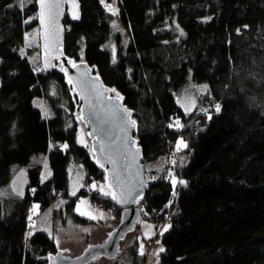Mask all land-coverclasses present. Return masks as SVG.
I'll return each mask as SVG.
<instances>
[{
  "label": "trees",
  "instance_id": "trees-1",
  "mask_svg": "<svg viewBox=\"0 0 264 264\" xmlns=\"http://www.w3.org/2000/svg\"><path fill=\"white\" fill-rule=\"evenodd\" d=\"M115 4L112 15L98 0H80V22L63 23L64 52L122 96L138 124L144 165L166 157L163 173L145 177L139 205L155 224L169 215L158 263L264 264V0ZM36 10L35 0L23 7L21 0H0V190L14 166L28 167L24 195L4 202L0 196V264H46L56 251L45 232L29 236L33 205L44 212L67 199L53 210L55 228L69 217L85 222L74 214L85 190L69 197L70 163L81 164L87 185L104 186L89 145L77 142L76 95L58 67L42 69L38 47H26ZM114 19L123 36L113 34ZM186 84L207 85L188 114L176 99ZM177 119L183 127L169 128ZM180 139L187 147L177 151ZM43 160L51 172L44 182ZM97 191V205L114 210ZM136 247L134 241L130 249Z\"/></svg>",
  "mask_w": 264,
  "mask_h": 264
},
{
  "label": "water",
  "instance_id": "water-1",
  "mask_svg": "<svg viewBox=\"0 0 264 264\" xmlns=\"http://www.w3.org/2000/svg\"><path fill=\"white\" fill-rule=\"evenodd\" d=\"M104 2L114 5L115 0ZM75 3L78 7L70 3L63 5L58 20V46L53 48L52 41H46L43 35L46 29L41 27L37 18L39 5L35 2L41 66L45 72L55 71L58 67L65 83L76 95L80 103L78 119L85 129L94 162L103 171L106 190L115 192L117 199L121 198V192H131V195L121 203H117L109 195L112 205L120 211L119 223L106 234L102 242L84 246L75 256H71L69 249L56 250L48 255L46 264H98L101 260H115L121 252L122 244L140 225L142 212L139 205L145 194L143 154L134 137L138 124L133 119L132 111L124 105L123 98H117L116 90L106 91L113 88L104 84L95 69L85 61H75L64 52L65 19L71 24H78L81 19L80 0H75ZM98 3L104 7L100 0ZM77 12L79 18L73 19V14ZM53 56L56 58H52ZM61 66L67 74L61 71ZM119 96L122 97L120 94ZM122 109H127L130 116L121 111ZM130 121H135L134 127L130 125Z\"/></svg>",
  "mask_w": 264,
  "mask_h": 264
},
{
  "label": "rangeland",
  "instance_id": "rangeland-1",
  "mask_svg": "<svg viewBox=\"0 0 264 264\" xmlns=\"http://www.w3.org/2000/svg\"><path fill=\"white\" fill-rule=\"evenodd\" d=\"M113 7H116L114 3ZM118 26L116 20L112 21L113 23ZM38 27L36 26L26 34V47L30 49H34L35 47L39 48V35H38ZM121 34L122 31L118 28H113V34ZM113 46V42L110 43ZM40 52V51H39ZM36 56V52H35ZM201 86L204 85H193V84H186L176 96L178 101L181 100L182 103H185L187 107H189L191 113L194 107H191V101L188 99L189 97L194 99L195 105L198 96L201 94L199 89ZM42 101L40 99H36L34 101V106L36 108H41ZM180 106L181 104L178 103ZM184 111L185 108L181 107ZM80 123V122H79ZM80 128L77 130V142L79 139H83L86 145H89L88 139L86 137L85 129L83 125L80 123ZM78 144L82 145L78 142ZM166 157H160L156 161L146 164L145 165V177L150 179V176L156 174L159 175L165 171V164H166ZM47 163L46 160L42 161V172H41V181H42V174L46 176V179H43V182L47 180L50 175H47L50 172V169L47 164V169H45L44 164ZM27 169L28 167H13V174L11 180L2 187L0 193H3L1 196L2 201H6L11 197H21L17 193L19 191L25 192L28 177H27ZM21 171H23L24 175L20 176ZM152 171L153 173H150ZM51 173V172H50ZM82 177V179H81ZM175 177V176H174ZM68 179H69V197H76L79 196L81 191H84L85 188L90 189L89 193L86 195H80L75 203L74 206V214L82 219H85V222L77 223L73 220V217H69L65 224H59L54 226V221L52 220L53 210L61 209L65 206L67 199H59L57 200L50 208H48L44 212H40L38 208L33 211V207L31 210V219H29V228L30 233L34 234L37 231L45 232L48 236H52L55 242V249L62 250V249H69L71 256H75L78 254L82 248L84 242L88 239L92 243H97L98 241L103 240L106 237V233L109 231L108 229L113 230L117 227L119 223V217H112L110 216V212L101 208L97 203L93 200L91 192L95 190H99V186L97 183L92 182L89 185L86 184V173L78 163H70L68 168ZM176 179V177H175ZM177 181V180H176ZM15 182V183H14ZM95 183L97 185L96 189H92L91 185ZM84 185V187H80V185ZM16 191H13V189ZM78 189L75 195H71L70 193L73 189ZM84 200L87 201L86 204H80V201ZM61 201H65V203H61ZM80 204V211L84 212L85 215H80L77 211V205ZM92 209H95L96 212H92ZM97 213H103V218L97 219H89L88 214L96 215ZM151 226V227H149ZM168 226V225H167ZM165 228V224L161 228L160 231L157 232L156 227L153 223L148 220L146 217H142L140 225L135 231H133L126 239V241L121 246V252L117 256L115 260L112 261H103L98 264H135L136 262H141V264H159V249L162 247L161 245V238L165 234L166 231H163ZM43 229H47L44 231ZM87 229V231H85ZM168 230V229H167ZM161 233H163L161 235ZM137 242V247L135 250L130 249V246L133 242ZM141 245H143V255H141ZM55 251V250H54ZM53 251V252H54Z\"/></svg>",
  "mask_w": 264,
  "mask_h": 264
},
{
  "label": "snow or ice",
  "instance_id": "snow-or-ice-1",
  "mask_svg": "<svg viewBox=\"0 0 264 264\" xmlns=\"http://www.w3.org/2000/svg\"><path fill=\"white\" fill-rule=\"evenodd\" d=\"M27 2L30 3V2H32V0H27ZM35 2L39 5V12L37 14V18H39V20H40L41 27L46 29V31H45V33H43V35H44L46 41L49 40V39L52 41V47L55 48V47L58 46L57 37L59 36V31H60L58 20H59L60 15L62 14L63 5L65 3H70V4H72L75 7H78V5H76L75 0H35ZM100 3L104 4L105 9L110 11L112 13V15H116L117 14V10L113 7L112 4H106L104 2V0H100ZM23 6H24V0H21V7H23ZM72 18L73 19H78L79 18L78 12L74 13ZM27 22L28 21L26 20L25 23H27ZM113 28H118V26L115 24V22L113 23ZM181 35H183L182 31H181ZM26 39H27V37H26ZM52 58H56V57L53 56ZM115 62H116L115 47L113 46V63H115ZM69 63H72V62L69 61ZM73 66L75 67L76 65L73 64ZM61 71H65L63 66H61ZM65 74H67L66 71H65ZM69 83H72V81L69 80ZM106 91H115V89H108ZM199 91L201 93L206 92L207 91V85L201 86ZM117 98L122 99V97L119 96V93H117ZM188 99L191 101V107H195L194 99H192L190 97ZM177 102L181 104V107L185 108V114H188V112L190 111L189 107H187L186 104L182 103L181 100H179V99H178ZM40 106H41L42 110L44 111L45 116L47 117V115H48L47 110L43 108L42 104ZM215 108H216L217 112L220 111V105L219 104H216ZM121 111H123L126 115L130 116V113H128L127 109H122ZM209 119H211V117H209ZM130 125L134 127L135 126V121H130ZM168 127L169 128L175 127L177 129H180V128L183 127V125H181L179 119H177V120L173 121V123L169 124ZM78 142L81 143V144H84V140L82 138L79 139ZM84 146L87 147L86 144H84ZM181 146L186 148L187 144L184 143V141L182 139L177 140V142H176V150L180 151ZM61 147L63 149H67L68 145L65 144V145H62ZM90 151H91V149H90ZM102 151H103V149H101V152ZM136 151L138 153L139 149H137ZM98 163H99V161H98ZM173 163H175V161H173ZM101 166H103V165H101ZM44 167H45V169H47V163L46 162L44 164ZM23 175H24V173H23V171H21L20 176H23ZM47 175H51V173L48 172ZM113 175L115 176V173H113ZM168 176L172 177V185H173V189H175L176 184H177V181H176L175 177H173L172 172H169ZM43 179H46V176H44V174H42V182H43ZM81 179H82V177H81ZM105 179L107 180L108 177L106 176ZM153 179H155V177H153ZM178 183L179 184H185V181L180 180V181H178ZM80 187H84V185L81 184ZM91 188L92 189H96L97 185L95 183H93L91 185ZM77 190L78 189L74 188L73 191L70 194L71 195H75ZM13 191H16V189L14 188ZM33 191H35V190L33 189ZM99 191H100L101 195H103V196L107 197V196L111 195V198L113 200H116L117 203L123 202L127 198V196L131 195V192H128V193L121 192L120 193V197L121 198L117 199L116 193L115 192H111L110 193L108 191H105L103 185L99 186ZM17 194L20 195L21 197L23 196V192L22 191H19ZM0 195H3V193H0ZM173 195H175V191L173 192ZM61 203H65V201H61ZM86 203H87V201H84V200L80 201V204H86ZM80 204L77 205L76 211L80 215H85L84 212L80 211ZM38 207H39L38 205H33V211H35V209L38 208ZM92 212H96V210L92 209ZM88 218L89 219L103 218V213H97L96 215L88 214ZM29 219H31V216H29ZM149 227H151V226H149ZM167 229H168V226H165L163 231H167ZM43 230L47 231V229H43ZM85 231H87V229H85ZM162 234L163 233H161V235ZM30 235H31V233H29V236ZM159 251L163 252L164 251L163 247H161L159 249ZM140 254L141 255L144 254L143 253V245H141V253Z\"/></svg>",
  "mask_w": 264,
  "mask_h": 264
},
{
  "label": "bare ground",
  "instance_id": "bare-ground-1",
  "mask_svg": "<svg viewBox=\"0 0 264 264\" xmlns=\"http://www.w3.org/2000/svg\"><path fill=\"white\" fill-rule=\"evenodd\" d=\"M114 3H115V2H114ZM79 122H80V121H79ZM80 123H81V122H80ZM88 143H89V141H88ZM89 148H90V145H89ZM169 164H170V163H167V165H169ZM173 176H174V175H173ZM144 178H145V165H144ZM103 184H104V183H103ZM104 187H105V186H104ZM105 189H106V188H105ZM89 191H91V190L88 189V188H85V192H86V194L89 193ZM95 192H98V191L95 190ZM90 195H91V194H90ZM100 207H101V206H100ZM140 210H141V209H140ZM109 212H110V213H109L110 216H112V217H119L120 211H119L118 209L115 208L114 210H110ZM112 212H115L116 215L113 216V215L111 214ZM141 212H142V211H141ZM142 217H143V213H142ZM163 219H164V218H163ZM167 222H168V220H167ZM167 222L165 223V226H167ZM152 223H153V222H152ZM153 225L156 227V230H157V232H158L159 230H158V228H157V223H156V224L153 223ZM109 231H110V230H109ZM109 231H108V232H109ZM108 232H107V233H108ZM107 233H106V234H107Z\"/></svg>",
  "mask_w": 264,
  "mask_h": 264
},
{
  "label": "built area",
  "instance_id": "built-area-1",
  "mask_svg": "<svg viewBox=\"0 0 264 264\" xmlns=\"http://www.w3.org/2000/svg\"><path fill=\"white\" fill-rule=\"evenodd\" d=\"M91 195H94V193L91 192ZM111 214H112L113 216L116 215L115 212H112ZM168 219H169V215H167L164 219L160 220V221L157 223V228H158L159 231L161 230V228H162L163 225L167 222Z\"/></svg>",
  "mask_w": 264,
  "mask_h": 264
},
{
  "label": "flooded vegetation",
  "instance_id": "flooded-vegetation-1",
  "mask_svg": "<svg viewBox=\"0 0 264 264\" xmlns=\"http://www.w3.org/2000/svg\"><path fill=\"white\" fill-rule=\"evenodd\" d=\"M86 241L89 242V243H84V244L82 245V248H83L84 246L88 245V244H95V243H92V242H91L90 240H88V239H87ZM86 241H85V242H86ZM100 242H102V240H101V241H98L97 243H100ZM82 248H81V249H82ZM103 261H105V260H101L100 262H103ZM100 262H99V263H100Z\"/></svg>",
  "mask_w": 264,
  "mask_h": 264
}]
</instances>
